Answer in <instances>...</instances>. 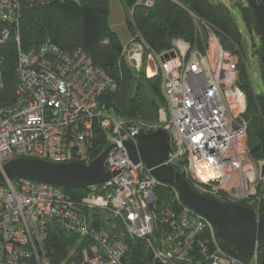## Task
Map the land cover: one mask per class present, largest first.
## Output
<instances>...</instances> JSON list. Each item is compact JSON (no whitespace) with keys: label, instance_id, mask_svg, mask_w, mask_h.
<instances>
[{"label":"built area","instance_id":"1","mask_svg":"<svg viewBox=\"0 0 264 264\" xmlns=\"http://www.w3.org/2000/svg\"><path fill=\"white\" fill-rule=\"evenodd\" d=\"M21 3L0 0V22L6 26L0 44L17 25ZM142 5L152 8L153 0ZM121 57L136 77L153 61L164 100L156 123L105 110L100 97L115 91L116 82L82 50L64 54L48 44L18 50L16 98L0 107V167L19 157L89 165L110 148L103 167L112 176L80 199L50 185L6 180L0 187V264H51L45 239L52 225L84 242L61 264H127L125 239L144 243L146 264H256V250L248 259L224 251L210 221L184 205L175 188L141 163L133 164L125 148L136 146L139 135L164 131L169 137L165 166L178 169L198 194L251 208L259 216L264 161H255L246 145V122L240 118L246 98L236 84L235 56L210 64L203 50L180 39L157 54L136 34ZM228 98L230 105L236 101V112ZM99 142L103 149L94 156ZM199 171L216 176L204 181ZM162 187L170 191L164 200L155 193ZM93 211L103 217L95 219Z\"/></svg>","mask_w":264,"mask_h":264},{"label":"trees","instance_id":"2","mask_svg":"<svg viewBox=\"0 0 264 264\" xmlns=\"http://www.w3.org/2000/svg\"><path fill=\"white\" fill-rule=\"evenodd\" d=\"M120 1L127 12L132 11L127 23L131 39L139 34L146 50L162 53L170 48L175 39L202 50L201 41L206 42L207 35L211 32L218 38L222 50L237 58L236 84L246 98L245 111L240 115L246 122V145L255 161L264 159V95L255 92L252 87L241 34L231 11L225 5L214 4L210 0H153L152 8H145L141 0ZM240 13L247 34H254L252 11L245 5L240 7ZM108 18L109 0H48L42 3L22 0L18 23L8 28L9 36L0 44V107L9 106L15 100L18 50L26 51L48 44L64 54L82 50L95 67L115 80L116 90L106 92L100 97V104L105 110L116 117L156 123L158 110L164 106L159 82L156 77L147 79L145 72L138 77L133 74L121 57L122 49L131 39L123 46L117 34L110 28ZM4 27L6 26L0 22V33ZM250 51L252 55H260V46L252 44ZM257 59L259 62V57ZM100 144L99 142L92 149L94 156L103 149ZM65 192L74 199H80L88 190L68 189ZM169 192V188L162 187L155 193L160 200H164ZM92 216L100 219L103 214L93 211ZM112 229L116 234H122L120 228ZM216 238L224 251L236 256L232 246ZM77 240L59 226H49L45 239L47 259L51 264L63 263L70 254H77L83 246L84 242L77 243ZM124 241L129 251L126 263L146 264L149 252L144 243L139 240ZM256 264H264V240L256 247Z\"/></svg>","mask_w":264,"mask_h":264},{"label":"water","instance_id":"3","mask_svg":"<svg viewBox=\"0 0 264 264\" xmlns=\"http://www.w3.org/2000/svg\"><path fill=\"white\" fill-rule=\"evenodd\" d=\"M252 11L254 32L260 39L261 80L264 88V3L262 0H242ZM145 76L155 77L153 61L147 62ZM128 157L133 164L141 163L159 182L176 189L182 203L207 218L215 235L234 249L236 257L250 258L258 243L264 240V212H256L239 204H229L206 198L193 190L187 180L173 167L165 166L169 137L164 131L139 135L137 145L126 143ZM110 148L98 155L89 165L80 162L54 163L19 157L0 167V187L6 180H26L58 189L88 190L106 183L112 174L104 171V161Z\"/></svg>","mask_w":264,"mask_h":264},{"label":"rangeland","instance_id":"4","mask_svg":"<svg viewBox=\"0 0 264 264\" xmlns=\"http://www.w3.org/2000/svg\"><path fill=\"white\" fill-rule=\"evenodd\" d=\"M142 1V0H141ZM211 3L214 4H223L225 5L232 14V17L237 25V28L241 34V42H242V49L246 56L247 64H248V72L250 76V81L252 84L253 89L257 93H262L264 95V88L262 85L261 80V67L258 62V57L260 55H255L251 53V45L257 44L260 46V39L259 37L254 34H247L246 28L241 19L240 7H245L246 3L242 0H210ZM109 25L110 28L117 34L121 44L124 46L130 41L131 34L128 31L127 23L130 21L128 17L127 11L125 7L122 5L120 0H112L111 3L109 2ZM197 29L200 32V27L197 25ZM207 41L202 42V50L205 52L206 56L208 57L210 64L216 63V61L220 58L222 61L230 54L222 50L221 46L219 45L218 38L212 34L211 32L208 33ZM197 47V46H196ZM234 57V55L230 54ZM236 58V57H235ZM237 63V58L235 59ZM231 99H227V103L229 105L231 112H236L238 106L236 105V101L230 105ZM264 161V159H262Z\"/></svg>","mask_w":264,"mask_h":264},{"label":"bare ground","instance_id":"5","mask_svg":"<svg viewBox=\"0 0 264 264\" xmlns=\"http://www.w3.org/2000/svg\"><path fill=\"white\" fill-rule=\"evenodd\" d=\"M16 89H17V87H16ZM15 98H16V95H15ZM215 176H216L215 172H210V171L202 172V171H199V177L202 180H204V181L208 180L209 178H215Z\"/></svg>","mask_w":264,"mask_h":264},{"label":"crops","instance_id":"6","mask_svg":"<svg viewBox=\"0 0 264 264\" xmlns=\"http://www.w3.org/2000/svg\"><path fill=\"white\" fill-rule=\"evenodd\" d=\"M112 0H109V2L111 3Z\"/></svg>","mask_w":264,"mask_h":264},{"label":"snow or ice","instance_id":"7","mask_svg":"<svg viewBox=\"0 0 264 264\" xmlns=\"http://www.w3.org/2000/svg\"><path fill=\"white\" fill-rule=\"evenodd\" d=\"M198 139V138H197Z\"/></svg>","mask_w":264,"mask_h":264}]
</instances>
